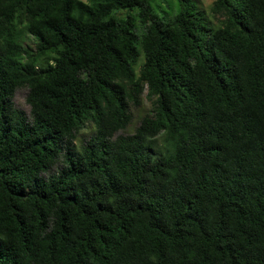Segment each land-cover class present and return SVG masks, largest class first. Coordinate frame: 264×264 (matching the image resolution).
I'll return each instance as SVG.
<instances>
[{
  "label": "trees",
  "instance_id": "1",
  "mask_svg": "<svg viewBox=\"0 0 264 264\" xmlns=\"http://www.w3.org/2000/svg\"><path fill=\"white\" fill-rule=\"evenodd\" d=\"M0 264H264V0H0Z\"/></svg>",
  "mask_w": 264,
  "mask_h": 264
},
{
  "label": "rangeland",
  "instance_id": "2",
  "mask_svg": "<svg viewBox=\"0 0 264 264\" xmlns=\"http://www.w3.org/2000/svg\"><path fill=\"white\" fill-rule=\"evenodd\" d=\"M195 1L198 3L200 9H203L208 13L209 7L212 4L213 0H195ZM34 43L35 40L31 36H29L23 42L24 45L29 44L30 46H33ZM26 93H27V88H20L16 90L15 95L13 97V102L17 108L22 109L26 114H28L29 106L25 102ZM144 94L145 92L141 96V101H142L141 105L133 109V116L131 123L127 126L125 130L119 131L118 132L119 134H129L133 132L134 128L139 124V120L142 117V115L145 114L148 111V109H150L151 103L148 99L144 97ZM88 133H89V129H82L80 133L77 135L76 143L79 144L84 137L87 138ZM161 144H162V138L157 137L154 140V147L155 148L159 147Z\"/></svg>",
  "mask_w": 264,
  "mask_h": 264
}]
</instances>
